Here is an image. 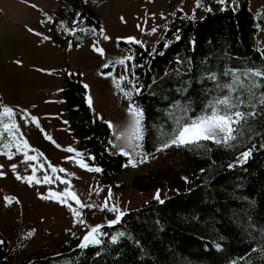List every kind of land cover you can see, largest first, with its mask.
I'll return each instance as SVG.
<instances>
[{
  "label": "trees",
  "instance_id": "1",
  "mask_svg": "<svg viewBox=\"0 0 264 264\" xmlns=\"http://www.w3.org/2000/svg\"><path fill=\"white\" fill-rule=\"evenodd\" d=\"M53 1L48 17L56 42L78 44L99 36L100 20L93 7L103 0ZM205 1L199 3V14L175 8L151 46L118 41L133 57L125 64L128 79L119 84L125 91L140 89L127 99L143 110L147 150L163 142L162 133L174 127L169 117L181 105L195 117L210 99L226 92L220 85L231 82V76L225 73L264 68V44L255 47L249 39L261 16L250 11L246 0L223 5L214 1L213 7L203 8ZM170 36L175 39L164 48ZM69 75H64L61 89L68 125L100 172L112 175L127 157L111 150L109 129L90 118L84 87ZM250 104L254 108L245 104L241 110H255L257 115L233 146L205 141L199 148L179 147L196 163L193 172L186 179L174 172L170 184L175 189L161 199L163 203L147 199L124 210L119 224H103L101 244L81 248L77 237L70 236L57 252L41 246L31 257L13 262L12 246L0 232V264H264V108L258 97ZM248 147L253 151L246 163H237V155ZM112 236L118 237L115 243Z\"/></svg>",
  "mask_w": 264,
  "mask_h": 264
},
{
  "label": "rangeland",
  "instance_id": "2",
  "mask_svg": "<svg viewBox=\"0 0 264 264\" xmlns=\"http://www.w3.org/2000/svg\"><path fill=\"white\" fill-rule=\"evenodd\" d=\"M214 1L217 0H206L203 8L213 7ZM226 2L235 4V0ZM246 2L252 13L261 16L257 32L249 38L255 47H260L264 44V0ZM197 4L198 0H103L93 7L103 35L100 29L98 37L71 44L56 42L51 35L48 16L55 6L53 0H0V111L3 106L14 110L19 128L15 143L27 140L29 145L26 150L18 151L15 146L4 149L3 143L9 141L6 135L0 137V232L12 246L13 262L31 257L41 246L57 252L70 236H76L80 244L90 227L115 219L116 213L103 207L109 189L108 206L116 205L124 211L155 199L157 190L160 199L171 194L175 189L170 184L174 172L183 179L193 172L196 163L185 157L179 147L165 149L161 143L147 150L143 139L141 147L131 157L126 156V163L114 174L104 176L88 170L99 166L76 142L77 134L68 125L61 89L65 74L78 77L83 87L88 86L83 92L85 110L90 118L109 129L111 150L121 153V147H125L132 152L123 139H117L129 120V101L116 87L120 77L125 76V65L115 61L131 54L118 41L129 42L127 38L132 37L133 42L151 46L161 36L164 23L175 8L199 14ZM174 39L175 36L168 37L164 48ZM94 45L104 50L103 55L95 51ZM4 122H8L7 117ZM68 147L74 151H66ZM5 152L12 154L11 159ZM25 154L36 159L26 160ZM239 157L240 154L236 160ZM130 158L135 166L128 163ZM81 159L88 168L80 166ZM12 164L17 166L15 170ZM136 175L138 182H133ZM17 176H34L35 180L28 182ZM45 176L49 182L44 181ZM151 181L155 183L150 184ZM65 188L75 192L82 203L94 207L80 208L71 197H67V203L43 198ZM6 197L13 199L9 203ZM72 209L81 213L79 219L84 224L77 222Z\"/></svg>",
  "mask_w": 264,
  "mask_h": 264
},
{
  "label": "snow or ice",
  "instance_id": "3",
  "mask_svg": "<svg viewBox=\"0 0 264 264\" xmlns=\"http://www.w3.org/2000/svg\"><path fill=\"white\" fill-rule=\"evenodd\" d=\"M220 4H225L226 0H217ZM197 6L199 7V0ZM224 10V9H222ZM154 15V14H153ZM139 27V25H138ZM152 31L155 32L156 28H152ZM101 35H103V29H101ZM108 39L107 36L104 37ZM47 39V37H45ZM176 39H180L179 35H177ZM129 42H132L134 38H127ZM139 43V41H136ZM95 51L99 52L103 55L104 50L96 45L93 46ZM133 59L132 56H127L121 58L115 63H119L122 65L126 64V61H131ZM104 67H108L107 64ZM111 75V73H109ZM225 75L231 76V82H226L220 87L222 89H226L222 95L216 96L213 99H210L201 113L196 115L195 117L188 115L190 109L186 105H181L176 111H174L169 117L173 123L174 127L171 128L170 132L162 133V137H166L163 139L162 148H168L171 146L176 147H203V143L205 141H212L216 144H223L225 146H233L235 142H237L242 134V129L246 124L249 123L251 118H254L257 115L255 110H241V106L248 104L249 107L254 108V105L250 104L251 98L258 97L259 105L264 108V68L254 69L249 68L243 72L240 71H230L225 73ZM215 79L213 75L211 77ZM121 80L128 79L126 76H121ZM131 83V81H129ZM87 88V85H84ZM117 88H121L119 82L116 83ZM121 91L124 93V96L128 98L130 101L132 100L133 92L138 93L140 91L139 87H133L129 91H125L121 88ZM92 101L89 97L88 104L91 105ZM127 113L129 116V120L126 123V127L124 131L117 136V139H123L126 148L131 149L132 152L125 150V147H121L120 151L124 156L131 157L133 152H136L137 149L141 147L140 141L143 139V125H142V116L143 110L136 105L134 102H130L127 108ZM15 112L9 106H3L2 111H0V137H4L6 135L8 139V143H3L4 149H9L13 146L17 148V150H26L29 148L27 140H20L19 143H15L17 141V134L19 132L18 125L14 120ZM4 117L8 118V122H4ZM33 121H37L36 117H32ZM38 122V121H37ZM67 123V122H65ZM109 126L111 127L110 122ZM250 126V125H249ZM49 140L52 139L50 135L47 136ZM2 143V141H0ZM158 151L160 149H157ZM68 152H73L74 149L72 147H68L66 149ZM253 149L252 147H248L246 150L241 151L240 157L237 160V163L244 164L247 159L250 157ZM6 155L11 159V153L5 152ZM71 158V157H69ZM26 160H34L36 157L28 156L25 154ZM142 162V161H141ZM129 164L135 166V163L130 158L128 161ZM80 166L84 168H88V165L83 162V159L80 161ZM3 167V165H0ZM11 167L13 170L16 169V165L12 164ZM229 167H233V165H229ZM90 171L100 172L101 169L99 167L88 168ZM53 171H56L53 168ZM60 171H65V169H60ZM203 171V170H202ZM3 175V173H0ZM17 179H26L28 182H32L35 180L34 176L21 177L17 176ZM45 182H49V177L45 176ZM38 183L39 181L36 180ZM63 183H68L67 181H62ZM67 197H71L75 200L76 204L80 206V208H92L94 205L92 204H84L77 197L76 193L70 191L69 188H65L63 192L56 193L50 192L49 196L43 197L45 199L55 198L59 202L67 203ZM160 203L164 201L160 199V192L157 190L155 197ZM7 202H11V199L6 197ZM111 199V189H109V195L105 198V202L103 207L106 208L110 212L116 213L115 219L110 220L108 222L109 226L117 225L121 222L122 217L125 215V212L122 211L118 206L112 205L108 206V201ZM71 208V205H69ZM75 217L78 218L77 222L80 224H84L85 221L83 219H79L81 213L72 209ZM103 225H95L90 227V229L83 235L82 241L79 245L81 248H87L90 245H98L103 241L101 240V228ZM124 233H119V236H123ZM117 236H112L111 240L113 243L116 242ZM4 241L0 240V245H3Z\"/></svg>",
  "mask_w": 264,
  "mask_h": 264
}]
</instances>
